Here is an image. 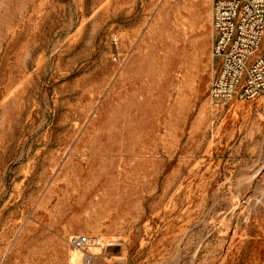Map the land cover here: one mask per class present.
I'll list each match as a JSON object with an SVG mask.
<instances>
[{"label":"rangeland","instance_id":"1","mask_svg":"<svg viewBox=\"0 0 264 264\" xmlns=\"http://www.w3.org/2000/svg\"><path fill=\"white\" fill-rule=\"evenodd\" d=\"M211 16L0 0V264H264V94L212 102Z\"/></svg>","mask_w":264,"mask_h":264},{"label":"built area","instance_id":"2","mask_svg":"<svg viewBox=\"0 0 264 264\" xmlns=\"http://www.w3.org/2000/svg\"><path fill=\"white\" fill-rule=\"evenodd\" d=\"M211 1L216 70L210 98L216 105L232 99L255 100L264 94V0ZM70 242L88 252L100 238L80 234Z\"/></svg>","mask_w":264,"mask_h":264},{"label":"bare ground","instance_id":"3","mask_svg":"<svg viewBox=\"0 0 264 264\" xmlns=\"http://www.w3.org/2000/svg\"><path fill=\"white\" fill-rule=\"evenodd\" d=\"M102 239L100 238V242H99V245H102L103 243H102V241H101ZM92 255H88V260H87V263L86 264H91L92 263Z\"/></svg>","mask_w":264,"mask_h":264}]
</instances>
